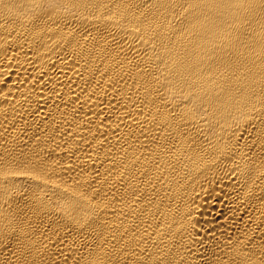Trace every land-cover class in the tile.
Returning a JSON list of instances; mask_svg holds the SVG:
<instances>
[{
	"label": "bare ground",
	"instance_id": "bare-ground-1",
	"mask_svg": "<svg viewBox=\"0 0 264 264\" xmlns=\"http://www.w3.org/2000/svg\"><path fill=\"white\" fill-rule=\"evenodd\" d=\"M0 264H264V0H0Z\"/></svg>",
	"mask_w": 264,
	"mask_h": 264
}]
</instances>
